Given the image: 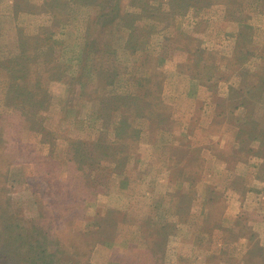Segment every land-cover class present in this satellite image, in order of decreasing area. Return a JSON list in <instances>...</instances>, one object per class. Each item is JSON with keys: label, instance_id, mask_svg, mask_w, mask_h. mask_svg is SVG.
Here are the masks:
<instances>
[{"label": "rangeland", "instance_id": "374dc122", "mask_svg": "<svg viewBox=\"0 0 264 264\" xmlns=\"http://www.w3.org/2000/svg\"><path fill=\"white\" fill-rule=\"evenodd\" d=\"M0 264H264V0H0Z\"/></svg>", "mask_w": 264, "mask_h": 264}]
</instances>
